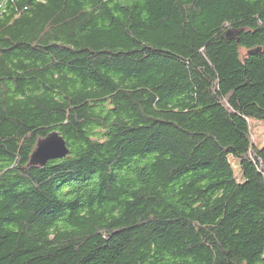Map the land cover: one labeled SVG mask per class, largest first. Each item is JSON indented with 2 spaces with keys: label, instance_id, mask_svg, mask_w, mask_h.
I'll return each instance as SVG.
<instances>
[{
  "label": "trees",
  "instance_id": "16d2710c",
  "mask_svg": "<svg viewBox=\"0 0 264 264\" xmlns=\"http://www.w3.org/2000/svg\"><path fill=\"white\" fill-rule=\"evenodd\" d=\"M251 119L264 0H0V264H264Z\"/></svg>",
  "mask_w": 264,
  "mask_h": 264
},
{
  "label": "water",
  "instance_id": "95a60500",
  "mask_svg": "<svg viewBox=\"0 0 264 264\" xmlns=\"http://www.w3.org/2000/svg\"><path fill=\"white\" fill-rule=\"evenodd\" d=\"M71 155L67 141L60 133H51L38 141L27 169H42L55 160L66 159Z\"/></svg>",
  "mask_w": 264,
  "mask_h": 264
},
{
  "label": "rangeland",
  "instance_id": "374dc122",
  "mask_svg": "<svg viewBox=\"0 0 264 264\" xmlns=\"http://www.w3.org/2000/svg\"><path fill=\"white\" fill-rule=\"evenodd\" d=\"M251 127H252V137L254 143L258 147H264V121L251 119ZM231 163L235 172V175L240 178V166L239 161L237 159L232 158Z\"/></svg>",
  "mask_w": 264,
  "mask_h": 264
}]
</instances>
